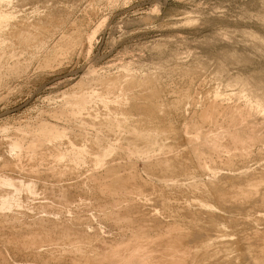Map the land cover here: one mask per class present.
Segmentation results:
<instances>
[{"label": "bare ground", "instance_id": "6f19581e", "mask_svg": "<svg viewBox=\"0 0 264 264\" xmlns=\"http://www.w3.org/2000/svg\"><path fill=\"white\" fill-rule=\"evenodd\" d=\"M7 1L10 3L12 0ZM258 2L264 4V0ZM11 18L0 15V27L3 23H9ZM254 20L253 23L261 24L264 29V16ZM34 28L37 29V26ZM23 30L18 33L23 34ZM31 32L30 27L26 37L32 38ZM26 37L25 40H28ZM31 38L30 41H33ZM66 38L60 37L55 44L63 43L65 48H71L79 40L78 37V40ZM261 42L263 40L254 34L243 33V43H238L243 54L237 52L241 60L249 64L259 63L264 56L261 50L264 49V42ZM257 48L259 53L254 52ZM221 68L220 71L223 70ZM13 71L17 72L15 68ZM199 72L186 70V74L191 73L187 79L189 86L195 82ZM93 76H88L90 79L84 77L82 81L80 78L82 94L75 96L81 100L72 104L75 107L72 109L74 118L79 124L82 122L91 128L89 135L85 134L86 131L76 133L77 138L82 140L80 142L84 143L81 147H74L77 145L75 135L74 139L72 133V138H67L69 133L66 136V133L59 134L54 129L50 131L51 136L45 133L35 135L27 145L17 140L7 142L12 156H7L2 164L10 166V170L20 176L23 173L42 181L38 186L43 200L50 201L51 196L58 195L71 216L57 219L60 217L54 218L46 213L47 216L37 215L30 221L22 220L25 212L23 216L20 215L24 203L14 198L17 188L24 189L27 197L36 194L39 188L32 181L29 182L28 177H24L27 181L17 183L12 175H0V244L3 245L0 246V264H10L4 257L3 251L6 249L14 255L26 256L28 260L31 258V264H264V210L260 213L258 209L262 205L261 208L252 206L257 199H261L260 204L264 203V81L254 77L229 78L228 83H234L240 88V93L248 98L245 101L240 99V104L229 100L224 103L215 92L203 98V101L196 103L192 100L190 103L191 94L186 92L174 97L173 89L168 91L159 83V76L131 75L129 80L124 78L125 75ZM138 87L142 90L139 93L134 91ZM86 89L90 91L86 92ZM122 91L124 99H119ZM166 93L174 95L170 94L168 98L165 97ZM109 94L114 96L112 104ZM87 95L92 96V104L97 103L104 110L99 112L98 107L94 108L93 105L88 109L85 106L89 105L85 99ZM108 105L111 106L107 108ZM177 122L182 123L181 128L175 126ZM205 125L212 126V130L203 131ZM79 128L83 129L81 125ZM46 130L47 127L42 132ZM63 137L68 139L69 142H66L72 146V151L87 155L89 174L86 172L84 177L78 174L76 160L63 173L57 167L39 171L40 161L46 160L44 163L47 165L50 160H64V156L55 149L43 148L47 142ZM256 147L259 149L255 152L253 148ZM59 172V177L67 173L71 177L69 179L74 180L73 183L54 184L59 182ZM80 176L83 179L77 180L78 177L81 179ZM47 178L52 179L54 185H46L44 181ZM85 183L93 198L96 197L94 201L101 205L99 209L103 213L97 217L100 216L105 225L115 226L117 231L114 234L117 233V236L104 235L109 233L111 236L110 232L103 231L105 228L101 230L95 227L92 220L85 216L89 212L85 211L86 206H90L87 205L89 202L84 204L88 199L85 195L89 193L82 188ZM80 197L86 199L82 201ZM14 205L20 209L7 212ZM48 206L47 202L36 203L33 210L43 208L45 211ZM92 207L96 210L98 206ZM52 209H49L50 212ZM79 210L86 213L81 211L83 215ZM257 223H262L263 227ZM9 255L12 259V255ZM16 256L18 262L21 258L18 257L17 261ZM26 260L21 264L29 262ZM20 262L22 259L18 264Z\"/></svg>", "mask_w": 264, "mask_h": 264}, {"label": "rangeland", "instance_id": "374dc122", "mask_svg": "<svg viewBox=\"0 0 264 264\" xmlns=\"http://www.w3.org/2000/svg\"><path fill=\"white\" fill-rule=\"evenodd\" d=\"M258 1L259 0H12L9 3L7 0H0V15L4 14L12 17L9 23H3L0 27L2 28V30L0 29V76L2 75L0 77V175H12V177L17 179L15 180L17 183L22 180L27 181L25 179L28 177L25 174L24 176L22 173L21 178L20 174L17 172L15 173L14 170H12L13 172L10 170V166L6 165L9 171L5 165L2 164L6 162L5 159H7V156H12V154L9 153V148H7L8 146H6L7 142L17 140L27 145L33 140L35 135L45 133L51 136L50 131L53 129L59 134L66 133V136L70 134L67 138H72L73 136L72 139L75 138L77 132L83 131L82 133H84V131H86L85 134L88 135L91 133V128L86 124L85 126L82 122L79 124V121L74 118V113L72 112V109L75 108L72 104H76L81 100V98H76V96L82 92L80 91L81 86H79V84L84 77L87 78L93 75L97 78L98 76L116 77L117 75L123 77L127 75V77L124 76V78L129 80L131 75L136 77L154 75L155 77H160L161 80H159V83L164 85L168 91L173 89L172 93H175V95L166 93L167 96L165 95V97H168L170 94L171 96L174 95V97H177L187 92L188 95L191 94L189 95L191 100L188 98V101L190 102L193 100L197 103V101H203L205 100L203 98L211 96L212 92H215L224 103L229 100L228 102L240 104L242 100L245 101L248 99L246 95L240 93L239 87L234 83L228 82L229 78L232 80L235 77L242 79L254 77L264 81V56L260 59V64L257 62H251L249 64L241 60L238 54L242 51L239 44L241 45L243 43V33H252L261 38L264 42V29L263 27L261 28L262 25L253 23V21H255L254 19L258 20V16H264V12H262L264 4ZM23 26H27L29 29L31 27L32 38H30L31 40L34 39L33 41H30V38L26 37L28 36L27 31L29 29L23 28ZM34 26H37L38 30L34 28ZM15 29H17L16 32H14ZM20 30L24 31V35L21 32V34L18 33ZM35 30L36 32L40 31L37 34ZM35 33L37 35L36 37H34ZM24 37H26V39L29 38L28 40L31 43L25 40ZM60 37H67L66 39L70 37L71 39L79 40L77 41L78 43L76 42L71 48H65V44L63 46V43H60L61 45L55 44ZM248 39L252 41L251 38ZM258 43L259 41L257 44ZM247 45L249 44L247 43ZM61 46H63V50ZM233 48L238 51L234 53ZM261 50L264 51V49ZM254 52L259 53L258 48L254 50ZM254 52H252V54H256ZM231 53L233 55H231ZM235 61L239 62L236 63ZM232 62L235 63L233 64ZM221 66L223 70L220 71ZM14 68L17 72H12ZM190 69L197 72L200 71L198 73L199 77L197 76V78L194 79L195 84L192 83L193 87L191 84V87L189 86L190 82L187 80L190 78L191 73H187L189 74L187 75L186 70L191 72ZM89 77L88 79H90ZM133 88L135 89V86ZM138 89L136 88L134 91H142L139 87ZM186 89L188 91H185ZM89 91L86 89V92ZM120 93L119 99H124V95L122 94L123 91ZM236 93L239 95H236ZM111 94H109V98L111 97L112 100L109 99V101L111 100L110 102L112 104L114 96H111ZM87 96L88 97H85L87 100L86 103H89L90 106L88 104L85 106H88V109L93 105L94 108L98 107V111L104 110L99 104H92L93 101L90 100V98L93 100L92 96ZM168 98H170V96ZM110 106L111 105H108L107 108ZM186 106H191V104H186ZM176 124L175 126L181 128L182 123L177 122ZM72 125L76 127L73 128ZM80 125L82 128L84 125L85 128L80 129ZM45 127H47L48 130L42 132ZM206 130L207 132L211 131L212 126L207 127L205 125L203 131ZM67 138L63 137L59 140L47 142V145L45 144L43 147L44 149H55L58 154L64 156V160H50L48 162L51 164L47 162V165L44 163L46 160L43 162L40 161L39 171L57 167V169L63 173L66 171V168L71 165L72 161L76 160L77 164L75 167L78 174L80 173V175L84 177L87 173H90V164L88 166L87 155L85 153H77V151L74 152V150L72 151V146L68 145L69 141ZM77 139L76 136L74 141L77 145H74V147L77 146V148H79L84 143L80 142L82 141L79 140L80 138L78 139L79 141ZM253 149L255 151L259 148L256 147ZM81 155H83V157ZM55 164L57 166H55ZM24 166L26 165L24 164ZM23 168L25 169L28 167ZM81 169L84 171L83 174ZM61 172H59L57 177L60 176ZM82 177L80 176L81 179L78 177L77 180H82ZM143 177H145V175ZM69 178L71 177H69L67 173L64 176L62 174L61 177L57 178L59 182H54V184L59 183L57 185L59 186L68 182L73 183L74 180ZM28 180L29 182L32 181L36 188L39 189H37L38 192L36 191V194L27 197L25 196L26 193L24 189L21 190V188H17L14 198H16L18 202L24 203L22 208L24 210L21 209L22 215H20L23 216V212H25V215L21 217L24 218L22 220L26 221L27 219V221H30L41 215H52L51 217L54 216V218L60 217L57 219H61L62 216H71L66 210L68 207H66L64 203L63 205H65V207L62 208L63 205L58 195L55 197L51 196V198H53H50L51 202L49 200H43V196H41L40 193L41 191H39L41 189L39 183H42V181L34 177H28ZM46 180L44 181L46 185H54L51 181L52 179L48 180L47 178ZM47 182L49 184H47ZM86 185L88 186L86 183L82 185V188L84 187L85 193H90L91 190L89 187L87 188ZM74 193L75 191L73 192L72 190V194ZM89 193L85 195L88 199L82 197V199H86L84 204L89 202L87 205L90 206H86L87 210L85 209L86 212L89 211V214L83 210H79V212L82 213L81 211H83L86 213L85 216L92 220V224H94L95 227L101 230L105 228L103 231H108L111 234L110 236L109 233L104 234L102 231L101 233L104 235H108L109 237L117 236V233L114 234L117 231L114 228L115 226H112V228L108 226V224L105 225L106 223L100 220V216L97 217L103 213L99 207L101 205L99 202H95L94 198L96 197L93 198L92 193ZM91 197L92 200L90 199ZM39 199H42V201ZM79 199H81V197ZM52 200H55L53 203L57 202V205L59 203L58 206L60 208H58L55 203L53 204ZM259 201H261V199L254 201L255 204H253V202L252 206L254 205L256 206L255 208H261L260 205H262V208L258 210H260V213H263L264 203L260 204ZM40 202H47L49 206L45 209L49 210L53 208L56 212L53 209V213L52 210L51 212L50 210L45 212L46 210L44 211L43 208H41V210L34 209L36 210L34 211V205ZM91 204L96 207L98 206L97 209L95 207L96 210H94ZM152 204L154 205V203ZM52 205L53 207H51ZM60 205H62V207ZM247 205L248 204H244L243 206ZM18 209L20 208L14 205L12 209H7V212L12 213L14 212L13 210ZM58 209L60 210L59 212ZM245 209L248 210L247 207ZM249 210L251 209L249 208ZM61 211L64 214H60L62 213ZM46 213L50 214L46 215ZM84 213L82 214L84 215ZM257 224L259 225V223ZM261 224L259 227L261 226L262 228L263 226ZM107 228H109V230ZM110 229H112V232ZM0 246L3 245L0 244ZM8 250L9 249H6L3 252L4 257H7L6 260L10 264H18L22 259V262H20L21 264L27 259L25 258L26 256L20 257L18 254L15 253L14 255L11 250L10 252ZM8 253L12 255V259H10ZM15 256L17 257V261L19 258L21 259L16 262ZM29 259L31 260V258ZM27 260L26 262H29L24 264L33 263L32 260L31 262ZM34 263L38 264L37 262Z\"/></svg>", "mask_w": 264, "mask_h": 264}]
</instances>
